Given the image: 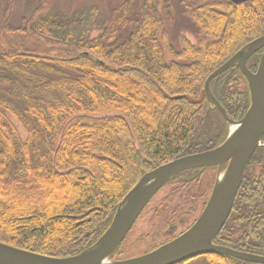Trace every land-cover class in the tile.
<instances>
[{
	"label": "trees",
	"instance_id": "trees-1",
	"mask_svg": "<svg viewBox=\"0 0 264 264\" xmlns=\"http://www.w3.org/2000/svg\"><path fill=\"white\" fill-rule=\"evenodd\" d=\"M17 3L0 0V241L71 256L104 232L142 174L224 140L227 124L205 99L172 97H198L213 70L264 34V0H119L69 16L47 14L46 0H26L23 12ZM261 53L248 59L251 70ZM210 90L233 119L249 106L237 68ZM250 161L256 169L213 241L264 255V146ZM195 170L172 181L188 182Z\"/></svg>",
	"mask_w": 264,
	"mask_h": 264
},
{
	"label": "water",
	"instance_id": "water-1",
	"mask_svg": "<svg viewBox=\"0 0 264 264\" xmlns=\"http://www.w3.org/2000/svg\"><path fill=\"white\" fill-rule=\"evenodd\" d=\"M230 1L236 4L248 0ZM260 49L263 51L258 65L252 71L247 66V60ZM229 68L240 71L249 90V106L237 120L231 118L210 90V81ZM172 98H187L192 104L201 103L206 98L212 108L220 111L230 129L225 139L211 149L176 157L142 174L118 203L104 232L79 253L54 257L0 241V264H177L208 253L264 264V255L213 243L231 212L252 154L257 147L264 145V34L242 46L209 74L198 97L183 94ZM209 166H217L212 190L200 214L186 230L141 255L110 260V255L122 242L144 207L165 184L184 170Z\"/></svg>",
	"mask_w": 264,
	"mask_h": 264
},
{
	"label": "rangeland",
	"instance_id": "rangeland-1",
	"mask_svg": "<svg viewBox=\"0 0 264 264\" xmlns=\"http://www.w3.org/2000/svg\"><path fill=\"white\" fill-rule=\"evenodd\" d=\"M25 1L26 0H18L17 8H16L17 11L23 12ZM118 1L119 0H117L116 2L115 0H46L44 7L47 14L54 15L58 13V11H60L61 13H64L65 16H69L72 13L76 12V10L85 11L87 10V8L95 5H98L99 10H104L109 6V2L111 3V5H113ZM211 10L217 15L220 16L226 15L225 9H223V11H217L215 9H211ZM252 10L254 13H257L258 7L253 6ZM186 34L192 42H195V44L197 43L196 38L194 37L193 34H191L190 32H186ZM239 81H241V79ZM241 84L243 85L242 81ZM237 88L239 90L241 89L240 87ZM208 107L212 111L217 110L211 108L209 104ZM217 111L223 118L220 111L219 110ZM214 115L216 116L217 114ZM223 120L225 121L224 118ZM17 127L20 135L23 138L24 133L22 129L20 128L19 125H17ZM229 130L230 129L227 125V133L229 132ZM250 162L251 161H249L246 167L244 175L248 173V171L251 172L253 168L256 169V164L253 165ZM216 173H217L216 166L206 167V168H196L195 176H193L195 178H189L188 182L182 183L177 179L174 181L170 180L167 184H165L156 193V195H154V197L150 200V202L146 205V207L143 209L141 214L138 216L134 225L128 231L125 238L120 243L118 250H116L114 257L111 258V260H120V259H126L129 257L141 255L143 253H146L147 251L152 250L158 245L169 241L170 239L174 238L175 236L186 230L192 224V222L198 217L199 213L203 209L204 204L207 201L210 192L212 190L216 178ZM191 188H193V190H190ZM235 199L236 200H234L233 203L234 206H232V211L229 215L227 223L231 221L232 215H234V213L236 212L234 208H236V205L240 203L239 198L235 197ZM188 202L190 203V205H188ZM161 210L163 211V213L166 212L168 217L162 215V213L159 212ZM184 211H186L185 214ZM214 261H217L220 264H222V262L218 261L217 258L212 254H201L192 257L190 259L184 260L180 263L181 264H217Z\"/></svg>",
	"mask_w": 264,
	"mask_h": 264
},
{
	"label": "flooded vegetation",
	"instance_id": "flooded-vegetation-1",
	"mask_svg": "<svg viewBox=\"0 0 264 264\" xmlns=\"http://www.w3.org/2000/svg\"><path fill=\"white\" fill-rule=\"evenodd\" d=\"M216 170H217V167H216ZM232 211V210H231ZM227 221V220H226ZM225 225V224H224Z\"/></svg>",
	"mask_w": 264,
	"mask_h": 264
},
{
	"label": "bare ground",
	"instance_id": "bare-ground-1",
	"mask_svg": "<svg viewBox=\"0 0 264 264\" xmlns=\"http://www.w3.org/2000/svg\"><path fill=\"white\" fill-rule=\"evenodd\" d=\"M217 146V145H216Z\"/></svg>",
	"mask_w": 264,
	"mask_h": 264
}]
</instances>
